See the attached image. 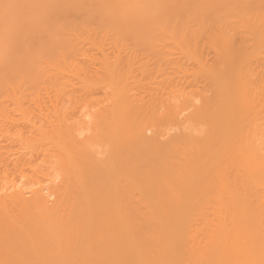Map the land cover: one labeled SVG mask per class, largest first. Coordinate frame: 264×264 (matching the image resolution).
I'll return each instance as SVG.
<instances>
[{"label": "bare ground", "instance_id": "bare-ground-1", "mask_svg": "<svg viewBox=\"0 0 264 264\" xmlns=\"http://www.w3.org/2000/svg\"><path fill=\"white\" fill-rule=\"evenodd\" d=\"M0 264H264V0H0Z\"/></svg>", "mask_w": 264, "mask_h": 264}, {"label": "rangeland", "instance_id": "rangeland-1", "mask_svg": "<svg viewBox=\"0 0 264 264\" xmlns=\"http://www.w3.org/2000/svg\"><path fill=\"white\" fill-rule=\"evenodd\" d=\"M86 54L89 55V52H85V53H84V55H85L86 58H88V59H90V58L93 59L92 57H94V58L97 59V56H99V54H97V52H96V55H97V56L94 55L95 52H94V53L92 52V56H91V57L89 56L90 58H89ZM84 55H81V57L84 58V59H82V60H85V59H86ZM90 55H91V54H90ZM93 55H94V56H93ZM81 57H80V58H81ZM100 88H101V90L103 89L102 87H100ZM100 88H99V89H100ZM97 91H98V89H97ZM97 91H95V89L92 91V92H94V93H93V94H94V98L91 96V95H93V94H91V92H90L91 95H89V91L86 92V95H87V96H86V95H85V96H86L87 98L90 97V99H89L90 103H88V102H89V101H88V102H87V105H86L85 103L83 104V102L87 101V98H86L85 96L83 97V94H81L82 97H81V95H80V96H77L75 100H73V102H72L73 105L76 104V102H77L78 100H79V102H81V103H78V104L76 105L77 108L82 107V104H83V108L85 109V112H87V113H86L87 115L84 113V111H83L84 109H82V108L77 109L76 107H74V108H76V109H75L76 111L74 112V111H73V109H74V108H73V105H71V107H72V110H71V111H72V112H70V113H72V114H71V115H72L71 117H73L71 120L74 121V120H79V119H80V120H82V122H84V123H85V122H88V120H89L90 117H92L93 115H94V116L97 115L98 110L100 111V109L104 108L103 104L106 106V103H108V101H109L110 99H108V97L106 98V96L104 97V96L102 95V91H101V92H100V90H99V92H97ZM104 91H105L106 93L104 92L103 94H104V95H107V90L104 89ZM95 92H96V93H95ZM84 94H85V92H84ZM78 97H79V98L81 97V98L79 99ZM103 97L106 98V100H105ZM83 98L86 99V100H85V101H84V100H83V101H80V100H82ZM77 99H78V100H77ZM100 99H102V100H100ZM103 99H104V100H103ZM107 99H108V101H107ZM94 100H95L96 102H95ZM98 100H99V101H98ZM75 101H76V102H75ZM97 101L100 102V103H102V105H101L100 103H98ZM74 102H75V103H74ZM91 102H93V103H91ZM94 102H95V103H94ZM196 102H198V101H196ZM26 103H27V102H26ZM72 103H71V104H72ZM96 103H98V104H96ZM109 103H110V101H109ZM109 103H108V104H109ZM80 104H81V105H80ZM89 104H90V105L94 104V106L89 107V106H88ZM108 104H107V105H108ZM25 105L28 106V103H27V104L24 103V106H25ZM79 105H80V106H79ZM95 105H96V106H95ZM98 105H100V106H98ZM86 106H88L89 108H88V107L86 108ZM32 107H33V106H32ZM32 107H31V108H32ZM93 107H94V108H93ZM98 107H99V109H98ZM91 108H92V109H91ZM51 109H52V107H51ZM87 109H88V110H87ZM89 109H90V110H89ZM97 109H98V110H97ZM189 109L192 110L191 107H190ZM189 109L186 108V109L183 111V114H182V115H184V113H187V114H188V113L190 112ZM36 110H37V111H36ZM36 110L34 109V110H32V111H34V112H33V113L30 112V113H31V115H34V114L36 113L34 116L36 117V120H39V116L37 115V114H39V113H38V109H36ZM69 110H70V109H69ZM78 110H79L80 114L77 112ZM81 110H82V111H81ZM91 110H92V111H91ZM188 110H189V112H187ZM49 111H50V109H49V110H46V109H45L44 113H48ZM89 111H91V113L93 112V113H92L93 115L89 116V115H90V112H89ZM94 111H96L95 114H94ZM39 112H40V111H39ZM88 112H89V113H88ZM18 113H19V112H17V114H18ZM20 113H21V112H20ZM20 113H19V114H20ZM70 113H69V114H70ZM73 113H74V114H73ZM76 113H77V115H79V116H81V117H82V115H84V118H83V117H82V118H79V117L76 115ZM81 113H83V114H81ZM41 115H42V114H41ZM41 115H40V116H41ZM74 115H76V116L74 117ZM85 115H86V116H85ZM88 116H89V118H88ZM37 117H38V119H37ZM76 117H77V119H76ZM85 117H86V118H85ZM78 118H79V119H78ZM87 118H88V119H87ZM92 118H93V117H92ZM92 118H91V119H92ZM91 119H90V120H91ZM86 120H87V121H86ZM90 120H89V122H90ZM83 125H84V124H83ZM169 127H170V126H169ZM82 128H83V127H82ZM152 128L155 129V127H153V126H152ZM152 128H151V130H150V129L147 130V132H148L149 134L152 133ZM84 129L87 130V129H89V128H88V126H87V127L84 126V128H83L82 130H84ZM172 130H173V132H172ZM87 131H88V130H87ZM89 131H90V129H89ZM170 131H171L172 133H174V132H175V129H170ZM170 131H169V133H171ZM82 132H83V131H82ZM85 132H86V131H85ZM85 132H83V134L81 133L82 137H83V135H84ZM90 133H91V131H90L89 133H86V134L89 135ZM81 135H80V136H81ZM84 136H85V135H84ZM46 173H49V174H46V177L48 176L49 179L51 178L50 180L54 179V177H55V179H57V181H58L59 174H57V173L55 172V173L57 174V176H58V178H57L56 175H55V173H53L52 170H51V173H50V170L47 171ZM13 174H14V173H13ZM31 174H32V176L34 175L33 173H31ZM31 174L29 173L30 176H31ZM42 174H43V172H41V175H40L39 172L36 173V175H38V176H36V177L38 178V179H37L38 181H36V179H35V175H34L33 177H30V176L28 175V173H27V176H28L27 178H26L25 174H22V175H21V173L19 174V176H18V173H15L14 176L11 174V177H9L10 174H8L9 176H8V175L6 176V175L4 174L3 176H5V178L7 177V178H6L7 180L3 179L5 182H4V184H3V180H2L1 184L5 185L6 187L8 186L9 190H14V189H20V188H18V187L21 186V182H22V187H21L22 189H25L26 187H27V189H28V187H29L30 189H33L34 186H35L34 189H36V187H39V186H37V185H38V182H40L39 185L45 183V184H44V187H45V185H46V187H47L49 184L56 183V182H54L55 179L52 180L53 183H50V182L48 183L49 179H48V181H47V178H45V172H44L43 175H42ZM50 175H51V176H50ZM52 175H53V176L55 175V176L52 177ZM17 176H18L20 179H19ZM39 176L44 177L46 180H43L41 177H40V179L43 180V181L39 180ZM8 177H9L10 180L8 179ZM13 177H14V178H13ZM16 177L18 178V180H17ZM21 177H23V178H21ZM11 178L13 179L12 181H11ZM30 178H31V179H30ZM14 179H15L16 181H15ZM22 179H23V180H22ZM28 180H32V181L34 180L35 183L33 184L32 181H31V183H30ZM17 181H18L19 183H18ZM24 181H28V183H30V184H27V186H26V182H24ZM44 181H45V182H44ZM6 182H7V183L9 182L8 185H7ZM11 182H12V185L10 184ZM36 182H37V183H36ZM5 183H6V184H5ZM23 183L25 184V186H23V185H24ZM13 184H14V185H13ZM15 184H16V185H15ZM17 184H18V185H17ZM32 184H33V185H32ZM36 184H37V185H36ZM47 184H48V185H47ZM10 185H11V186H10ZM31 185H32L33 187H31ZM42 186H43V185H42ZM42 186H41V187H42ZM49 186H50V185H49ZM12 187H13V189H12ZM15 187H16V188H15ZM10 188H11V189H10ZM28 190H29V189H28ZM51 196H53V198H51ZM51 196H50L51 200L54 199V195H51Z\"/></svg>", "mask_w": 264, "mask_h": 264}]
</instances>
